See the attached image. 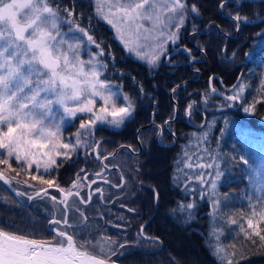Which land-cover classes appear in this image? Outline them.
I'll return each mask as SVG.
<instances>
[{
  "label": "snow or ice",
  "instance_id": "6c2138e0",
  "mask_svg": "<svg viewBox=\"0 0 264 264\" xmlns=\"http://www.w3.org/2000/svg\"><path fill=\"white\" fill-rule=\"evenodd\" d=\"M217 6L221 15H224L225 8L239 9L250 5L248 0H217ZM96 11L116 30L125 49L135 53L138 59L146 60L150 66H155L167 54L166 44H174L180 39L186 13H199L196 5L189 9L185 0H97ZM63 13L69 18L74 16L70 8L61 9L54 4V0H0V165L4 166L0 169V181L10 185L15 177H10L7 172H15L16 177L25 173L31 181L47 186L36 188L35 184L25 180L27 187L34 189V195H28L27 199L32 201L47 197L53 204L47 229L53 234L50 239L35 238V229L32 234H25L12 231L8 226L0 227V264H114L111 256L116 255V252L110 245L118 242L104 237L106 243L99 246L97 251L98 246L93 241L78 239V234L72 231L75 226L70 223L69 212L79 213L84 224L88 217L79 205H90L97 194L103 201V189L92 186L98 183V179L104 184L110 183L104 176L109 168L105 161L113 153L102 155L98 141L94 142L95 147L88 143L91 130L98 123L120 127L132 117L135 104L127 94L121 97L113 91L110 81L102 78L108 67L102 59L106 53L89 31L75 23L74 19L67 20L70 25L67 33L62 31ZM226 18L235 22L237 31L240 24L248 20L239 10L234 15L229 13ZM213 26L209 24L210 28ZM73 32L80 35H68ZM87 45H94L99 52H85L88 56L85 59L82 52ZM197 50L204 52L205 48ZM183 51L191 57L190 62L195 61L192 49L185 47ZM213 79L209 78L210 93L216 94L217 89L211 86ZM245 87L243 83L233 85V94L224 98L239 102L244 112L251 114L256 104L264 103V96L249 103L243 98ZM208 95V92L204 94L205 103ZM195 104L192 101L187 105L186 115H192ZM61 110L62 114H59ZM77 114H82L79 128L72 134L74 139L66 141L61 132L62 123L65 117L75 118ZM169 122L165 120L164 125ZM154 126L162 134L164 126ZM206 138L207 134L203 139ZM82 147L91 148L99 161V171L90 174L81 168L67 188L61 187L55 179L45 178V174L50 175L59 168L62 160H71L73 154ZM198 151L208 153L207 159L196 152L191 155L185 152L186 159L181 162L189 169L209 170L207 173L201 171L190 179H196L202 187L207 185L215 197L218 195V182L224 175L220 157L208 148ZM240 159L245 165L249 164L244 157ZM13 162L19 167L14 168ZM120 180V184L112 186L122 188L124 177L121 176ZM250 181L257 185L258 190H264V175L254 167L251 169ZM16 182L21 181L16 179ZM85 188L88 189L86 196L82 194ZM50 189H55L59 196L51 195ZM24 195L26 193L16 192V196ZM155 199H159L158 192H155ZM227 199L228 194L225 193L224 201ZM254 199L255 202H252L253 198H249L248 211L224 212L223 217L228 224L238 226L245 241L254 247L264 248V195ZM211 203L213 212L210 215L214 218L222 208L228 206L219 198L212 199ZM57 206H61L59 218ZM194 207L193 203L178 205L181 212ZM175 211L172 210L173 213ZM216 231L213 230L214 233ZM140 234L143 235V225ZM118 246L123 248L125 245ZM231 249L228 252L223 245L215 248V253L221 255L224 264H234V257L242 255L235 244L231 245Z\"/></svg>",
  "mask_w": 264,
  "mask_h": 264
},
{
  "label": "trees",
  "instance_id": "16d2710c",
  "mask_svg": "<svg viewBox=\"0 0 264 264\" xmlns=\"http://www.w3.org/2000/svg\"><path fill=\"white\" fill-rule=\"evenodd\" d=\"M54 4L59 5L61 9L70 8L74 13L72 19L81 27L91 30L93 37L101 43L106 53L103 61L108 65L107 74L112 78L119 75L124 92L136 98L133 115L121 129L114 130L106 126L93 129L94 141L99 142V150L104 149L102 155L114 153L118 147L123 146L113 158L105 162L110 164L116 157L126 155L128 160L125 168L121 170L126 179L123 187L128 190L153 189L159 192L160 201L155 214L157 217L153 218V221H159V225H151L159 240V248H138L130 252L132 255L124 257V262L114 264H222L213 256L206 243L208 208H197L191 223H186L179 212L178 205L184 203V200L180 183L174 179V161L175 152L177 153L187 139V134L199 133L206 129L209 127L208 120L215 124L209 134L210 143L215 144L219 133L224 129L223 120L231 119L241 121V124L246 125L252 132L240 137L242 134L236 127H230L219 147L223 157L221 170L224 173L220 200L228 205L219 212L221 242L228 252L232 251L231 245L235 244L242 253L234 257V264H264V248L254 247L245 241L238 226L228 224L223 217L224 212L248 211L249 198L252 197V202H255L256 196L264 195V190H258L257 185L250 181L251 169L256 168L257 164L249 144L251 141H262L264 144V103L256 104L255 111L250 114L244 112L240 105L237 109H221L219 103L212 104L209 100L205 103L204 100L205 92L210 91V77L214 78L211 86L219 91L243 83L246 85L243 98L249 103L264 96V2L248 0L250 6L239 9L225 8L224 15H221L217 0H190V4L199 9L198 31L190 34V38L185 36L189 34L185 31L181 39L182 45L179 43L169 57L172 59L171 63L163 64L160 71L153 74L127 56L125 50L113 39L110 29L93 15L90 0H54ZM237 10L248 17L247 22L240 24L238 31L235 22L226 18L229 13L234 15ZM62 15L67 16L66 13ZM210 23L219 27L210 28ZM256 43H261L258 51L254 50ZM195 46L203 47L205 51H198ZM185 47L192 49L195 54V61L190 66L185 63L191 60L188 53L183 51ZM196 69H199L198 73L195 72ZM189 78L193 81L190 82ZM183 82L187 84L174 92L183 118L178 116L174 122L167 125V129L171 127V131L175 133L179 146L175 149L162 147L151 139L147 141V148L141 151L139 158L135 157L131 149H139L137 130L152 121L160 124L170 117L173 118L174 103L169 99L168 93L174 86ZM188 98L196 102L191 118L182 111L189 101ZM218 98L220 99L219 95L216 99ZM142 135L143 132L140 136ZM141 143L146 145V142ZM79 156L71 163L62 164L57 170L55 180L60 186H69L81 168L90 174L95 172L99 161L91 149ZM133 156L140 161H130L129 158ZM241 157L247 159L249 164L245 165ZM108 173L105 171L104 174ZM225 193L228 194L227 201H224ZM173 209H176L175 213L172 212ZM6 213V210L0 207V214L5 216ZM13 215L14 212L10 216ZM34 216L32 222L29 221L27 226L23 227L28 231L32 229L31 233L29 232L32 234L33 229L36 230L38 226L39 229L34 235L35 238H42L49 233L46 222L39 214ZM19 217L12 219L13 225L23 223V218L20 221ZM20 227L18 225L16 228H9L12 231H20Z\"/></svg>",
  "mask_w": 264,
  "mask_h": 264
},
{
  "label": "rangeland",
  "instance_id": "374dc122",
  "mask_svg": "<svg viewBox=\"0 0 264 264\" xmlns=\"http://www.w3.org/2000/svg\"><path fill=\"white\" fill-rule=\"evenodd\" d=\"M90 2L92 5L93 15L95 16V18L97 20H99L101 23L105 24L110 29V32H111L113 39H115L117 44L119 46H121L123 50H125V53L127 54V56H129L132 60H134V61L140 63L141 65H143L144 67H146L148 69L149 73H151V74H153L155 72H159L160 68L163 64H165V63L170 64L171 63L172 59H169V57L171 56V53L179 46V43L182 45L181 39H182L185 31H187L189 33L188 35H185L186 37H189V38H190V34L193 33V27L194 26L196 28V32L198 31L197 22L200 19V15L191 13L189 11L188 13H186L185 23H184L183 27L180 29V39L177 40V42L174 44L171 42L166 44L165 50H166L167 54L162 56L161 59L157 62V64L155 66H150L146 60L138 59L137 56L135 55V53L129 52L125 49L123 43L118 38V33L116 32V30L114 28H112L111 25H109L102 18L101 15H99L97 13V11H96L97 0H90ZM185 3L187 5V7L190 9L192 6V4H190V0H185ZM61 18L64 21V23L62 25V31L67 33L68 28L70 27V25L67 23V20L72 19V18H69L65 15H62ZM75 23H77V22L75 21ZM77 24H79V23H77ZM85 29L89 30V33L92 36H94V34L91 32L90 29H87V28H85ZM171 30H174V29H171ZM68 35L69 36H71V35L79 36L80 34L73 32V33H70ZM84 39H85V43H87L86 38H84ZM95 39H96V37H95ZM98 43H100V42H98ZM260 47H261V43H256L254 50L258 51L260 49ZM196 48L198 49V47H196ZM85 52H99V49H96L94 45H87L84 52H82V57L87 59L88 56L85 54ZM251 55L252 54L250 53L249 56H251ZM104 58H105V56L102 59H104ZM185 63L188 64V66H190L193 62H185ZM195 72L198 73V71H195ZM102 78H106L108 81H110L113 91L118 92L121 97L124 94H127L129 97H131V99L133 100V102L135 104L136 98L134 96H132L130 93L124 92L123 83H122L119 75H114V77L112 78L111 76H109L107 74L106 69H105V77H102ZM197 79H194V80H197ZM189 81L192 82L193 79L189 78ZM181 84H183V85L181 87H178ZM181 84L174 86L172 89L175 88L177 91L179 88L184 87L187 84V82H183ZM172 89L169 91L168 95H169V99L174 103L175 111H173V113H174L173 118L168 119L169 121H171V122H169V124L174 122L178 116L183 118V113L181 112V110H179V107L176 103V99L174 97L175 95H174V92L172 91ZM208 93H209L208 100L212 101V104H215L216 102H217V104L219 103L221 109H224V108H226V109H237L240 105L239 102H230L224 98L227 95L233 94L232 88L231 89H225L222 91L217 90L216 94H212V93H210V91H208ZM220 93H223V95H220ZM187 95H189V93H187ZM217 95H219L220 99L219 98L216 99ZM243 97H244V93H243ZM219 100H220V102H219ZM192 101H193V99H189V101H187L186 104L188 105ZM229 104H231L232 106H228ZM187 105L182 109L183 112H185ZM99 106H100V102H98L97 107H99ZM175 112L177 113L176 115H175ZM59 114H62V110H61V113H59ZM192 116H193V114L190 116V118ZM81 117H82V114H77V117H75V118L65 117V120L61 126V132H62V135L66 141L69 139H74L72 134L74 132H76V130L79 128V125L81 122ZM83 118H86V117H83ZM127 121L128 120H126V122ZM126 122L124 124H122L120 127H115V126L107 124V123H98L95 127L106 126L107 128L118 130V129H121L126 124ZM207 123L209 124V127H207L204 130L199 131V133H193L192 132L190 134H187L186 135L187 139L182 143V146L177 151V153L175 152L176 160L174 161V169H175L174 175H175V179L177 180L178 183H180V186H181V192L183 193L182 198L184 200L183 204L186 205L187 203H193L195 205V207L191 210L185 209L183 212H181L180 210H179V212L184 217L186 223H191L192 221H194V211L197 208L204 207V206H206L208 208V229H207L206 243H207L209 250L213 254V256L220 263L224 264V261L221 259V255H217L215 253V248L218 245H222V242H221L222 227H221L219 212L216 214L215 218L213 217V215H210V213L213 212V206H212L211 200L217 199V198L220 199V186L222 183V177H221L220 182H218V186H217V194L218 195L214 197V196H212L207 185H204L202 187L201 184L199 183V181H197L194 178L190 179L191 177H194L195 175H197L201 171L207 173L209 170L208 169H189V168H186L181 161L186 159V157L184 156L185 152H188L189 155L196 152L198 155H203L205 157V159H207L208 153L199 152L198 149L208 148L213 154L219 155V157H220L219 163H220V167H221L223 157L220 153L219 147H220L222 140L227 135V130L230 127H236V130L238 132H240V134H242V135H240V137L250 134L252 132V130L249 129L246 125L241 124V121H235L234 119L223 120L224 129L219 133V135L215 141V144H211L210 143L211 139L209 137V134H210V132H211V130L215 124L208 121V120H207ZM210 123H211V126H210ZM154 125H163L164 126L162 134L159 132V129L156 128ZM153 128H155V129H153ZM164 129H166L167 131ZM171 130H172L171 127L167 129V125L165 126L164 122L157 124V123L152 121L151 123L146 124L145 126L138 129L136 132L137 138L139 137L138 148L141 149V151L143 152V149L147 148V145H148L147 141L151 140V139H154L157 142V144H160L162 147H169V148H174V149L177 148L179 146V142H178V139L176 138V136L172 135L173 132ZM92 132H93V129L91 130V136L88 140V143L92 147H94L95 141H94V138L92 136ZM142 132H143V135L140 136V134ZM205 134H207V138L203 139ZM141 142H146V145H143ZM249 144H250V147L252 149L253 155L256 159V164H257L256 169L262 175H264V144L262 143V141H251ZM88 149H91V148L89 147L86 149V148L82 147L81 149L78 150V153L73 154V158L71 160H62L61 165L66 163V162L71 163L77 157H80L79 155H83L85 153V151ZM99 151L101 154L104 153V149H100ZM138 151H140V150H137L135 148V151H133L134 152L133 154H136ZM111 158H113V157H111ZM132 159L136 160L137 158H135L134 156L129 158L130 161H132ZM127 160H128V157L126 155H124V156L121 155V156L113 159L110 164H108V163L107 164L110 165L109 168H112V166H114L115 168H119L120 173H121V170H123L126 166ZM193 160L195 161V156H193ZM137 161H140V159H137ZM13 167L18 168L19 166L13 162ZM2 168H4V166L0 165V169H2ZM59 168H57L55 171H52L50 175L45 174V178L46 179H55L57 170ZM99 170H100V166L97 165L95 172H97ZM91 171H94V170L91 169ZM115 171L116 170H114V172H111L108 174L110 175L109 176L110 180H115L114 183L118 184L119 178H118L117 173ZM41 172H42V170H41ZM6 174L9 175L10 177H15V179H13V182H15L19 187H21L23 189V191H25L26 195H30V193H33L34 189L27 187V185L24 183L25 180H27V182L29 184H35L36 188L47 187L46 185H40L39 182H37V181H31L30 179H28V177L25 173H22L20 177H16L15 172H7ZM33 174H36L35 171H33ZM75 177H76V175H75ZM75 177H74V179H75ZM16 179H19L21 182L17 183ZM206 179H207V177H206ZM186 187H187V191H185ZM7 189H9V188L5 184H3V182L0 181V207H2L7 212L5 216H2V214H0V225H4V226L7 225V226L13 227V228H16V226L20 225L21 227H20L19 232L29 234V232L31 233L32 229H31V231H28L27 228H24L23 226H27V223L29 221L32 222V220L35 218L34 215L37 212H39L40 218H44L43 221L46 222V226H47L49 218L45 217V215L42 213L43 208H41V207L39 208L41 212L38 211L37 207L36 208L34 207L33 210L30 207L27 208L28 205L22 204L21 202H19L18 199L14 196V192H12L11 190H7ZM122 190H126V187H123ZM22 201L26 202L27 199H22ZM38 205L43 206L42 203H38V202H36L34 204V206H38ZM105 207H107V206L100 205V202L98 201V205L95 206V208L93 209V211H91V213H94V214L96 213L97 215H102L104 217L103 219L106 220V218L109 217V214L112 213V211L106 209ZM13 212L15 213V215L10 216L11 213H13ZM115 213L117 214V216H120V217L124 216L123 212L118 214V212L116 211ZM18 216H20L19 217L20 221H22V218H23V223L18 224V225H13L14 220H12V219H18ZM118 220H121V219H118ZM119 224H121V223H119ZM38 229H39V227L37 226L36 230H38ZM214 229L217 230L215 233L213 232ZM76 233H78V232H76ZM80 233L81 234H78V239H81V240L86 239V240L93 241V243L98 246L97 251H99V246H104V244L106 243V241L103 239L104 237H108L111 240H116L118 242L116 245H110V247L112 249H114L116 252V255L111 256V260L113 262H118V263H120L122 261L124 262V257L132 255L133 253H130V252L136 251V250H138V248H141V250H155V249L159 248L158 247L159 241H158V243L155 240L154 241L156 243L155 242H153V243L146 242V240L139 238V236H137L134 241L131 240L130 244H127L129 242V236L128 235H125L124 233H121V232H117L115 230H110L108 228L105 229L101 226V222L88 221L86 223V226H84V228L80 231ZM49 237L51 238L50 232L47 235H44L42 238L50 239ZM119 244H124L125 246L123 248H120L118 246Z\"/></svg>",
  "mask_w": 264,
  "mask_h": 264
},
{
  "label": "flooded vegetation",
  "instance_id": "af4514ba",
  "mask_svg": "<svg viewBox=\"0 0 264 264\" xmlns=\"http://www.w3.org/2000/svg\"><path fill=\"white\" fill-rule=\"evenodd\" d=\"M136 154H133L134 152L132 151V154L136 157L140 156L141 149H138ZM110 166V165H109ZM114 167V166H112ZM120 172V169L117 168ZM109 173L114 172V170H107ZM117 173V176L119 178V183H121V173H118L117 170L115 171ZM104 176L110 181L109 184H104L100 181H98L97 184L93 185V188L100 187L104 191V199L103 201L101 200V197L97 194L94 195L92 198V202L90 205H79L80 209L84 212V214L88 217V220L84 222L86 224L88 221H94V222H101V226L103 228H108L110 230H115L117 232L124 233L125 235L129 236V242L127 244H130L131 240H135L137 236L139 238H142L146 240V242H155L157 241V235H155L154 230L152 229L151 225L153 226L154 223L158 222L153 221V218H156V210H157V205L158 202L160 201V197L158 200L155 199V192H158V190H122V188H117L113 187L112 185H115V180H110V175L109 174H104ZM98 179L96 177H91ZM113 178V177H112ZM99 180V179H98ZM124 184L126 183V179L124 178ZM2 182V181H1ZM10 186L17 192H24L21 187H19L15 182H12ZM124 186V185H123ZM62 187V186H61ZM68 187V186H67ZM65 187V188H67ZM10 190V189H7ZM88 189L85 188L82 192L83 195H87ZM51 195H56L59 196V193L55 191V189H50L49 190ZM159 193V192H158ZM16 195V193H14ZM30 195H34L33 193H30ZM28 195L24 196H17L16 198L18 201H20L22 204L28 205L32 210L34 207L38 208V211H40V207L43 208L42 213L45 215V217H48L51 219V213L53 211V204L52 201L49 200L47 197H38L35 198L32 201H29L27 199ZM22 199H27L26 202L22 201ZM98 201L100 202V205H105L106 209L112 211V213L109 214V217L104 220L102 215H97L96 213H91L95 206L98 205ZM42 203L43 206H34V204ZM123 205V207H122ZM60 207L57 206L56 208V213L57 217L59 218L61 213H60ZM128 209H134V211L129 212ZM124 213V216H117L115 212ZM41 212V211H40ZM36 214H40L37 212ZM49 214V215H48ZM117 217H116V216ZM103 217V218H101ZM69 219L70 223H72L75 227L72 229V231L78 232L77 234H81L80 231L84 228V224H82V218L80 217L79 213H76L74 211L69 212ZM121 219V220H118ZM121 223V224H119ZM143 225V235H141V226ZM48 224H47V229H48ZM159 233L160 231L157 230ZM51 236L53 235L50 233ZM50 238V237H49ZM156 238V239H153ZM155 240V241H154ZM156 243V242H155Z\"/></svg>",
  "mask_w": 264,
  "mask_h": 264
},
{
  "label": "water",
  "instance_id": "95a60500",
  "mask_svg": "<svg viewBox=\"0 0 264 264\" xmlns=\"http://www.w3.org/2000/svg\"><path fill=\"white\" fill-rule=\"evenodd\" d=\"M222 35H224V34H222ZM183 84H181L180 86H178V87H181ZM177 113L175 112V115H176ZM171 122V121H170ZM166 126V125H165ZM159 132H160V130H159ZM136 139H137V142H138V144H139V141H138V138H137V135H136ZM122 148V146L121 147H118L115 151H114V153H113V155H111V156H109V158H111V157H113L114 155H116L119 151H120V149ZM107 170H117V172L118 173H120L119 172V170L117 169V168H115V167H112V168H108ZM99 181V180H98ZM12 192H14V193H16V191L10 186V185H6Z\"/></svg>",
  "mask_w": 264,
  "mask_h": 264
}]
</instances>
